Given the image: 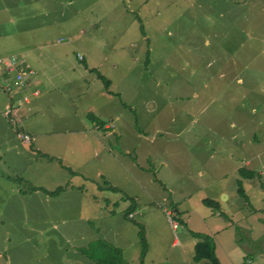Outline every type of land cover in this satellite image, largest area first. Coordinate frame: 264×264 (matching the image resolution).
Masks as SVG:
<instances>
[{
	"label": "rangeland",
	"instance_id": "1",
	"mask_svg": "<svg viewBox=\"0 0 264 264\" xmlns=\"http://www.w3.org/2000/svg\"><path fill=\"white\" fill-rule=\"evenodd\" d=\"M23 16L34 29L6 23ZM0 51L23 59L40 87L38 101L29 96L22 105L17 101L27 94L15 87L8 100L18 108L17 122L8 123L1 86L13 74L0 66V117L18 143L6 138L1 154L10 178L0 165V264H205L192 259L199 239L191 232L213 238L220 264H264V0H0ZM96 123L115 128H99L103 135L137 129L145 138L125 155V143L108 135L95 143ZM47 124L88 135L83 145L81 136L82 149L56 151L52 164L34 160L66 171L80 200L23 195L43 178L32 160L43 152L31 142L43 146L39 132ZM17 133L31 141L24 144ZM106 144L116 158L105 157ZM236 165L258 176L242 179L232 173ZM126 168L143 187L136 201L124 193ZM240 179L247 201L213 199ZM97 191L101 207L117 213L116 246L107 241L111 234L102 238L107 217H92ZM202 199L219 204L209 208ZM57 205L78 210L73 218H95L97 228L76 221L52 229L50 215L27 224L30 209ZM130 206L144 208L143 223L123 217ZM88 238V247L78 246Z\"/></svg>",
	"mask_w": 264,
	"mask_h": 264
},
{
	"label": "crops",
	"instance_id": "2",
	"mask_svg": "<svg viewBox=\"0 0 264 264\" xmlns=\"http://www.w3.org/2000/svg\"><path fill=\"white\" fill-rule=\"evenodd\" d=\"M28 13H33V11H28ZM21 18H25V19H8L6 21V23L11 24V25L21 26V27H19L20 30L27 29V31H29L31 29H34V27H32L30 22H29L30 19H29L28 16H23ZM24 20H27V21H24ZM27 24H29L30 27L26 26L24 28L23 25H27ZM16 31L18 32L17 29H16ZM26 52L27 51H17V53H23L24 55H25ZM11 53H13V51H0V60L6 59V58H8L10 56H16V55H13ZM24 63H25V61H24ZM2 72L3 71L0 70V78L3 80L5 78V76H3ZM35 80H36V78H32L30 76L28 77L29 88H31V89L40 88L39 85H38V82H35ZM1 91H2V89H1ZM3 94L1 93V95L3 97L2 101H3V104L5 105L7 103V101H8V98H7V96H6V94L4 92H3ZM39 95L34 97L36 102L38 101L37 98L39 97ZM2 101H0V102H2ZM4 105H3V107H4ZM37 105H39V108L42 107L38 103H37ZM46 114L50 118H53L52 117L53 115L50 112L48 114V111H47ZM0 115H1V113H0ZM41 120L44 121L45 123H48L43 118H41ZM49 125L50 124H47V125L44 126V129H46V131L39 132L40 133V137H42V135H43V138H45V139L41 140V142L43 143V146L41 144H39V143H35L36 140H35L34 143L31 142V144L34 147H35V144L37 145V150H38V147H39L41 149V151L43 152V154H41V156H39L38 158L37 157H35V158L33 157V159H32L33 161L34 160L35 161H39V160H41V158H43L42 162H44V160H45V162H49L50 164H52L55 159L59 158V155L55 154L56 151L62 150V152H63L65 150H70V151H74L75 149L79 150V149H82L81 147H82L83 143L87 142V138L86 137H88V135L84 134V136H85L84 137L83 134H82L83 133L82 129L59 128V127H57L55 125L54 130H52V129L50 130ZM99 128L102 129V130H109L111 128L115 129L112 126H110L109 124L100 125V124L96 123L94 125L95 131H94V138H93L95 140V143L99 145V144L102 143V140H106L107 141V137L106 136L108 135L109 137H112L111 141L114 142L115 144H118V142H120V144L123 145L125 143L126 147L123 150L125 155H131V153H135L137 149H136V145L133 144V143H135L137 141H140V140H143L145 138V137L143 138L141 136V134H140L141 132L137 131V129H132V130L125 131V132L129 133V136L127 135V137H126L125 132L123 131V129L118 131L117 134H115L114 131L111 130V131L107 132V135H103L104 131H101V133H100V129ZM45 132H47L48 134H46ZM81 136H83L85 139L82 140ZM8 137L11 138V141H10L9 145L13 144L14 146H16L18 144L17 140H16V138L14 136L13 130L11 129V127L6 122L5 118L2 117V119H0V165H1V167H4V172H5L4 173V177L5 178H10V174H9V171H8L10 166L8 165L7 161L1 157V154H3L6 151L5 148H4V143L7 142L6 138H8ZM80 140H82V145H81V141ZM129 142H130V144H129ZM23 143L24 144H28L27 142H23ZM107 145L108 144L105 145L107 150H104L107 153L105 155V157L108 156L109 158H112V159L116 158L117 155L114 154L113 150H111L110 148L108 149L107 147H109V145L108 146ZM50 147H51L52 150H50ZM35 149H36V147H35ZM87 149H90V148L89 147L85 148V150L89 151V153L91 154V152H92L91 150L92 149H90V150H87ZM100 149H102V148H100ZM38 151L40 152V150H38ZM95 151H98V150L95 149ZM109 153H111V154H109ZM31 155H33V154H31ZM248 159L249 158L245 159V161H244L245 166H249L250 165ZM35 161L33 163H35ZM40 164H41V162H40ZM35 165H36L35 168H36V170H38L39 174H40V170L42 171V175L41 176L43 178H34L33 181H34L35 185L32 183V185H33L32 189L34 188V189H36V191L27 192L26 194H23V195H27V194L30 195V194L39 193V194L42 195V199L44 201H46V202H48L49 200L57 201V200H60L62 198H66V200H69V199H71V198H69L71 196L75 197V198H78L80 200L81 194L78 193V192H73L77 188V187H75L76 181L72 182V180H74V178H69V176L66 173V171H62V169H58V167H53L51 165L47 166L46 164L38 165V164L35 163ZM240 165H241V162H240ZM239 168H241V167L239 165H236L232 169V173H235V172L238 173V169ZM244 168H246V167H244ZM126 169H127V174H126L127 177L124 180V184H126L125 186L127 188H124V193L126 195H128V197H130V198H132V199H134L136 201V200L140 199L141 195H143V193H144L143 187L140 184L139 180L137 179L135 181V177L132 176L133 170H130L128 168H126ZM246 169H248V168H246ZM47 171H49V172L47 173ZM137 173H140V172L137 171ZM0 176H1V170H0ZM130 179H132L131 182L129 181ZM67 181H68V183L70 181L71 185H73L69 189L67 187H69L71 185L67 186L68 185ZM240 181H241V185H242V179H240ZM45 182H46V184H50L53 187L56 185V189H59L61 187L60 188L61 189L60 192H58L55 195L49 194V192H53L54 190H53V188H51V189L45 188L44 187ZM35 187H37V188H35ZM97 192H98L97 194L91 195V199L96 202L95 206L93 207L94 210H93V213H92V215H94V216H92V217H95L96 215H98L99 217H107V219H102L105 222H103L101 225H99V228L104 229V231L102 232L103 233L102 238H104L106 235L111 234L110 236H108V240L107 241H108V243L110 245L116 246V245H118V240L117 239L120 236L118 234L119 232L114 228L115 215L117 213H115L114 210L111 209V208L101 207V206H103V204L101 202V199L104 198V196H103V193L101 191H97ZM215 193H217V194L215 195V197L213 199L216 200L220 196L222 198V201H221L222 204H225L230 199L233 200V199L237 198V196H239L238 193H237V188H234L233 190H229V191L227 189H222L219 192L216 191ZM12 194H13V196H17V195H19V192L17 191V189H13L12 190ZM107 200H108V198L106 199V201ZM107 203H109V202H107ZM108 205H110V203ZM134 206H135V204H134ZM54 208H56V207H54ZM54 208H51L49 210H36V208L30 209L29 212H30V217L31 218L28 217V219H26L27 224L28 225L31 224V226H32V223L35 221L34 217H40V216H44V215L52 216V219L49 220V221H51L50 226L52 225V229H54L57 226L58 223L63 225V226H70L71 224H73L76 221H83V222H87V223H91L92 222L90 219H87L86 217L73 218V217H75V215H80V214H77L78 210L65 208L64 206L61 207L60 205H57L56 210H54ZM129 208H131V209L129 210ZM129 208L126 209V213H131L130 214L131 217L128 218L126 213L123 214V217L126 220H133L136 217L135 223L138 222V221H139V223H143V219H144V212L143 211H144V208H141V212L135 211V207L132 208V206H130ZM174 212L176 213L177 210H175ZM53 216H55L56 218H53ZM137 216H139V217H137ZM119 217H121V216L119 215ZM119 217H118V219H119ZM231 220L232 219H228V221H231ZM94 222L98 224V221L95 220V218L93 219L92 226L97 228V226L94 225ZM227 224L230 225L229 222H227ZM52 229H51V231H52ZM99 232H100V230H99ZM99 232L94 230L92 238L96 239L98 237V233ZM92 238H90V239H92ZM90 239L88 241L80 243L78 246L79 247L80 246L88 247L89 244H91L90 243ZM78 246H77V244H73L71 247L73 249H77ZM136 248H137L136 246L133 248L134 253H136V250H135ZM147 251H146V253H147Z\"/></svg>",
	"mask_w": 264,
	"mask_h": 264
},
{
	"label": "built area",
	"instance_id": "3",
	"mask_svg": "<svg viewBox=\"0 0 264 264\" xmlns=\"http://www.w3.org/2000/svg\"><path fill=\"white\" fill-rule=\"evenodd\" d=\"M0 66L7 73L13 74V82H7L3 86H1V89L7 95V98L10 99V95L14 92H17L15 87L18 88V86L27 95L24 96L23 101L18 100L17 105H22V103L28 102L29 96H37L39 94V91L37 89L29 88L28 74H30L31 72L28 69V65L24 63L23 59L16 56H10L6 59L0 60ZM3 110L5 111V114H9L10 112L12 114L11 116L6 118L7 122L10 124H16L17 121L15 116L18 113V108L14 109L12 100H8V103L4 105ZM17 135L22 140V142L31 141V138L25 133H17ZM130 217L131 215H128V218Z\"/></svg>",
	"mask_w": 264,
	"mask_h": 264
},
{
	"label": "trees",
	"instance_id": "4",
	"mask_svg": "<svg viewBox=\"0 0 264 264\" xmlns=\"http://www.w3.org/2000/svg\"><path fill=\"white\" fill-rule=\"evenodd\" d=\"M97 77L99 80H101L103 82L104 87L106 89H108L109 81L106 80L100 74H97ZM238 174H239V177L242 179H253V178L258 176L254 171L248 170L244 167L238 169ZM236 184H237L238 195L240 197H242L243 199H245V201H247V199H246L247 197L244 194L243 189L241 187V181L237 180ZM60 190L61 189H56L53 192H49V194L55 195L58 192H60ZM201 202L204 206L209 207V208H217V206L219 204L217 201H213L210 199H202ZM126 214L128 217V214L130 215L131 213H126ZM191 234H192V236L199 239V241L196 242L194 244V247H193V256H192L193 261L198 262L201 260H205L206 261L205 264H220L219 260L217 259L216 255H215V243H214L213 238L211 236H208L205 234H199V233H194V232H191ZM139 237L141 238L142 243H144L142 233L139 234ZM144 253H145V251H144ZM142 254H143V252H142ZM142 254H141V256H142Z\"/></svg>",
	"mask_w": 264,
	"mask_h": 264
},
{
	"label": "water",
	"instance_id": "5",
	"mask_svg": "<svg viewBox=\"0 0 264 264\" xmlns=\"http://www.w3.org/2000/svg\"><path fill=\"white\" fill-rule=\"evenodd\" d=\"M222 201V200H221Z\"/></svg>",
	"mask_w": 264,
	"mask_h": 264
}]
</instances>
